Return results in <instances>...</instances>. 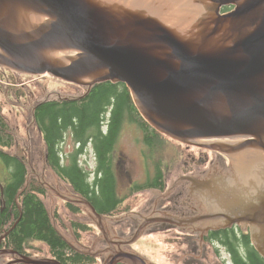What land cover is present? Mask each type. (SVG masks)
Listing matches in <instances>:
<instances>
[{
	"label": "water",
	"instance_id": "water-1",
	"mask_svg": "<svg viewBox=\"0 0 264 264\" xmlns=\"http://www.w3.org/2000/svg\"><path fill=\"white\" fill-rule=\"evenodd\" d=\"M223 6L230 9L222 12ZM0 67L86 89L46 99H81L95 84L123 83L160 134L225 155L219 166L227 172L229 166V173L192 178L207 214L149 217L131 239L117 243H133L156 221L185 226L204 219L247 227L264 259V0H0ZM19 84L33 109V95ZM31 128L29 117V145ZM29 161L30 175L68 201L36 171L31 145ZM80 202L100 220L88 201ZM0 253L18 255L6 264H62L11 249ZM124 259L148 262L121 251L104 264Z\"/></svg>",
	"mask_w": 264,
	"mask_h": 264
},
{
	"label": "trees",
	"instance_id": "trees-1",
	"mask_svg": "<svg viewBox=\"0 0 264 264\" xmlns=\"http://www.w3.org/2000/svg\"><path fill=\"white\" fill-rule=\"evenodd\" d=\"M228 9V6L222 7V11ZM15 75L11 70L0 67V236L4 235L0 249H11L30 256L26 246L28 241L34 240L44 243L49 256L62 264L92 263L94 260L77 253L61 235L42 200L46 193L45 186L29 175V163L23 153V145L16 138V133L3 110V95L17 93L18 99L26 97L25 90L15 85ZM107 109L111 111L109 118V112L105 114ZM29 113L32 126L37 129L43 141L45 166L56 175L59 172L67 174L78 188L82 185L73 178L77 176L75 179L82 181L78 153L90 139L93 156L96 158V170L102 169L103 176L95 180L97 188H92L93 196L89 199L101 214L115 212L120 208L122 201L115 192L114 176L108 171V167L113 165L111 151L121 124L126 120L138 123L142 129L143 142L151 146L153 152L158 150L162 141L167 140L140 116L129 90L123 83L95 84L81 99H43L35 102ZM67 134L72 137L74 143V150L69 154H65L61 146L59 147ZM62 156L68 159L64 168H61ZM155 166L159 167L155 178L136 185L134 191L150 185L163 189L160 162ZM68 167L70 168L67 170ZM67 206L71 212L78 211V208L71 204ZM73 224L77 226L71 221L72 229ZM79 229L85 228L80 224ZM242 241L247 248L234 249L232 264H264V259L253 248L248 233L242 236Z\"/></svg>",
	"mask_w": 264,
	"mask_h": 264
},
{
	"label": "rangeland",
	"instance_id": "rangeland-1",
	"mask_svg": "<svg viewBox=\"0 0 264 264\" xmlns=\"http://www.w3.org/2000/svg\"><path fill=\"white\" fill-rule=\"evenodd\" d=\"M14 73L17 74V72ZM17 77L19 82L31 92L36 102L54 96L76 97L83 94L86 90L84 86L64 82L49 75H26L19 73L17 74ZM15 79V85L21 86L16 75ZM22 90L24 89L22 88ZM17 95V93L12 95L9 94V96L3 95V110L16 133V138L19 143L23 145V153L27 156L29 163V175L32 173L29 161L31 145L34 166L41 178L54 190L63 193L65 197L71 196L69 187L57 179L53 172L45 166L43 160V141L40 138L37 129L33 126L30 131L31 144L29 145L27 140V128L30 117L29 109L32 108V102L27 93L26 97H23V99L16 98ZM166 138L167 140L165 139L166 141H162L158 150L153 152L151 146H148L143 142L140 125L136 122H129V120L123 122L114 144L113 151H111V159L114 165H118L116 170L118 171L119 180L118 195L124 198L125 195L128 194L123 203L120 204V208L117 209L114 214L108 215V217H102V222L108 227L109 234L110 232L114 234L112 237H116L122 241L131 239L137 227L141 225L146 218H149V216L152 215L153 209L158 207L159 203H164L163 200H160L162 198L161 193L152 190L134 192L128 188V181H136L134 184H142L144 182L143 171L146 167L144 168L143 163L146 162L145 166H147L149 170L153 164L155 165L160 162L162 169L167 173V176L165 177L166 182L170 184L175 181L176 176L181 172L180 169L183 168L184 161L190 160V156L188 155L190 150L187 146L191 145L186 146V144L179 143L168 137ZM61 146L63 150L71 151L73 148L72 139L68 135L65 136ZM205 150L201 151L203 156L208 153ZM208 151H211L210 154L214 155V157L216 156V160L220 162L219 158L223 156V154L215 150ZM142 154L145 161L142 158ZM223 157H225V155ZM79 162L84 168H93L94 158L90 146H88L83 155L79 157ZM219 165L220 163L218 166ZM30 177L38 179L34 175H30ZM166 192H169V190H166ZM176 199L177 194L174 190L169 195V200L166 202H168V204H173ZM42 200L54 221V225L61 235L71 244L77 245L74 237H77V241L84 242L86 245L93 244V247L95 248L91 249L94 250H100L99 247L106 244L100 233L99 227H97L94 222L95 218L93 216H91V218L89 217L90 213L86 206L79 205V208H77L80 210L77 212H71L67 208L68 203L66 200L49 191L47 188L45 195L42 196ZM75 213L79 214L75 215ZM73 220L84 226L86 231L79 229L80 232H77V226L74 224L73 231L70 225ZM195 227H198V225L196 224L192 226V228ZM87 228L89 229L87 230ZM169 228L170 226L167 224H149L141 236L133 243L129 244L131 245V248H127V250L129 249L131 252L139 254L141 258L151 264L212 263L214 260L213 256L216 254L214 249L195 248V246L197 247L200 245L197 233H194L195 235L190 237L187 235H181L179 232H175ZM67 229H70L71 231H68ZM27 244L26 248L31 257H50L44 243L32 240L28 241ZM219 250L220 254L224 257L220 258V260H222V264H225L226 254L222 248H219ZM10 259H12L10 253H0V264H6ZM106 260V254H101L90 264H104Z\"/></svg>",
	"mask_w": 264,
	"mask_h": 264
},
{
	"label": "flooded vegetation",
	"instance_id": "flooded-vegetation-1",
	"mask_svg": "<svg viewBox=\"0 0 264 264\" xmlns=\"http://www.w3.org/2000/svg\"><path fill=\"white\" fill-rule=\"evenodd\" d=\"M108 112H109V110L107 109L105 111V114H107ZM110 114H111V111L108 114V118L110 117L109 116ZM121 126H122V124H121ZM67 135L72 139V137L69 134H67ZM60 146H61V144L59 145V147ZM88 146L91 147L92 152H93L92 144H91V141L89 139L84 144L82 151H80L78 153V161H79V157L81 155H83V153L86 151ZM77 147L78 146H76L75 148L77 149ZM187 147L190 150V152L188 153V155L190 156V160L184 161V163H183L184 166H183V168L180 169L181 172L176 176L175 181L171 182L170 184L167 183L166 178H165L167 176V173L165 172L164 169H161L163 180H164L163 189L156 188V187H154V185H150L149 187L142 189V190L137 189L138 190L137 192L143 191V190H152V191H156V192L162 194V198L160 200H163L164 203L163 204L159 203L158 207H155L153 209L152 215L149 217L159 216L161 218L166 219V218H170L171 216H176V217L186 218V217H191V216H195V215H202L203 216V214H207L209 212L208 208L205 207L206 204H205L204 200H201L199 195L193 193L194 188H196V186H194L192 178H194L196 180H203V179H206L208 177L213 176L214 173H215L214 175H220L221 172H223V174H227L230 172L229 166H228V172H227V169H224L223 166H218V164L220 162L216 160V158H215L216 156L214 157V155L210 154L211 151H208V150H205V149H202L199 147H194V146H187ZM61 148H62V146H61ZM73 150H74V143H73V148L71 151L63 150V152L65 154H69ZM203 150L208 152L205 154V156H203V154L201 152ZM93 158H94V156H93ZM142 158L144 160L143 154H142ZM67 161H68V159H66L64 156H62L63 166H61V168H64L67 166L66 165ZM145 163H143L144 168L146 167L145 170L143 171V176H144V182L143 183L147 182V180L150 178L151 179L153 177L155 178V175L157 173V169H159V167H157L153 164L151 169L148 170L147 166H145L146 165ZM224 164H226V163L224 162ZM69 168L70 167H68L67 170ZM80 168L82 169V171H79L80 175H81L80 180L82 179V181H78L77 179H75V178H77V176H73L74 180L78 184L82 185V187H79V188L76 186V184H74L72 182V178L70 179L67 176V174H63L61 172H59V174H57V175L54 172H53V174L56 176L57 179H59L61 182L65 183L66 186L69 187V189L71 191L70 192L71 196H66L69 199L66 202L68 204H71V205L78 207V208H79V205L86 206V208L89 210V213H90L89 217L91 218V216H93L95 218L94 222L96 223L97 227H98V222H99V225L102 228V231L100 230V233L102 234L103 239L105 240L106 244L104 246L99 247L100 250L99 249L94 250V249H91V248H95V247H93V244L86 245L84 242L77 241V237H74L77 245L71 244L65 238L67 240L69 246L71 248H73L80 255L87 257L89 259H92V260H95L96 257L98 255H101V254H106V256L108 258L110 254L117 255L121 251L131 252L129 249H128L129 251L127 250V248H131V245L123 244V243L119 244L117 242H120L122 240H120L116 237L110 238V236L108 234L109 231L107 230V228L105 227V225L102 222L103 216L108 217V215L114 214V212H112L110 214H101V213L97 212V210L94 208L95 211L98 214H100V220H99L97 218V215L91 211L89 206L80 202V200H86L90 204L92 203V201L89 198L91 196H93V194L91 193L92 188H94V190H96V188H97V186H95V183H96L95 180L97 178H100L101 176H103V170L102 169L96 170V168H97L96 158H94L93 168L87 169V168L82 167L81 165H80ZM117 168H118V165L113 164L112 166L108 167V171H110L112 173V175L114 176L115 192H116L117 196L119 197V199L122 200L123 197L122 196L120 197L118 195V181L119 180H118V173H117L118 171H116ZM160 168H162V167H160ZM69 171L73 173L72 170H69ZM216 172H218V174H216ZM165 173H166V175H165ZM135 182L128 181L127 186L132 191H134L133 189L135 188L136 185H138V184H134ZM166 190H169V192H166ZM174 190L176 191L177 199L175 200V202L173 204H168V202H166V201L169 200V195ZM55 192L58 194L61 193L58 191H55ZM126 195L123 198V200L120 202V204L123 203L124 199L126 198ZM78 210H80V209H78ZM197 212H199V213H197ZM77 214H79V213H75V215H77ZM205 222H206V220L200 219V220H197V221H195L191 224L185 225V226H179V225L170 223L168 221H156L153 223L163 224V225L167 224L170 226L169 229L174 230L175 232H179L181 235H187V236L193 237V235H195L194 233H197L198 234V240L201 242V245H199L197 247L195 246V248H206V249L212 248V249H214V252L216 253L213 256L214 260L212 261L211 264H222V260H220V258H224V257L220 254L219 248H222L226 254V260H225L226 263L225 264H232V261H233L232 255H233L234 249L235 248H242V249L247 248L242 241V236L246 233L249 234L248 229L246 227H243L239 223H232L230 225L224 226V225H220V224H216V225L209 224V225H207V224H205ZM73 223H75L77 225V232H80V230H79L80 223L75 221V220H73ZM196 224L198 225V227L195 229L192 228V226L196 225ZM201 226H202V228H200ZM88 229L89 228H87V230ZM67 230L71 231L70 229H67ZM84 230L86 231V229H84ZM73 231H74V228H73ZM110 235L112 236L114 234L110 232ZM108 236H109V238H108ZM104 250H105V252H104ZM132 253H134V252H132ZM243 253H245V251ZM134 254H137V253H134ZM137 255H139V254H137ZM17 257H18L17 254L12 255V259L17 258ZM12 259H10V260H12ZM144 261L146 262V260H144ZM116 264H128V262H126L124 259V260L118 261ZM146 264H150V263L146 262Z\"/></svg>",
	"mask_w": 264,
	"mask_h": 264
}]
</instances>
